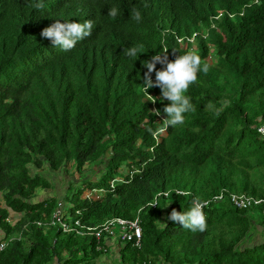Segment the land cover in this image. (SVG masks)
Returning <instances> with one entry per match:
<instances>
[{
  "label": "trees",
  "instance_id": "trees-1",
  "mask_svg": "<svg viewBox=\"0 0 264 264\" xmlns=\"http://www.w3.org/2000/svg\"><path fill=\"white\" fill-rule=\"evenodd\" d=\"M112 7L120 10L115 19ZM221 9L233 15L215 18ZM86 18L92 35L71 51L40 36L56 20ZM198 30L208 31L194 42L208 71L186 93L194 110L157 137L168 101L158 87L148 89L154 97L142 91L144 64L160 53L172 60L192 52L177 38ZM132 47L143 52L134 61L125 55ZM262 123L264 0H0V235L15 237L0 250V264H98L112 252L106 240L103 252L92 235L37 224L57 204L55 196L35 198L53 186L44 170L71 164L80 173L89 162L103 165V177L87 185L106 191L88 198L83 190L70 213L78 210L90 227L140 219V246L116 240L115 264H264V218L252 213L264 214L262 206L237 208L229 198H264ZM120 165L126 173L118 174ZM223 189V199L203 209L204 232L167 219L173 208L187 211ZM154 199L158 206L149 208ZM257 234L263 239L254 241Z\"/></svg>",
  "mask_w": 264,
  "mask_h": 264
},
{
  "label": "clouds",
  "instance_id": "clouds-1",
  "mask_svg": "<svg viewBox=\"0 0 264 264\" xmlns=\"http://www.w3.org/2000/svg\"><path fill=\"white\" fill-rule=\"evenodd\" d=\"M252 1L254 3L259 2V0H252ZM144 6L147 7L148 5L145 4ZM34 7L38 10L43 9V3H36ZM224 13H227L229 16L233 15L226 12V10L221 9L217 12L215 18H219ZM119 14H120V10L116 7H112L111 9L108 10V15L113 19H115V17L118 16ZM86 19L87 20L84 21L83 23L75 22V21L61 22L59 20H56L54 23L43 28L40 32V36L43 38L44 41H46V43L52 46V48L55 50H58L60 52L71 51L76 46L77 43L92 35L93 22L89 18ZM132 19L137 22L141 21L142 16L139 10H133ZM211 26L213 27L214 23H211ZM207 34L208 31L202 32L201 30H198L193 32L191 36L186 35L177 38V42H181L179 44H184V42L187 43L189 45L190 51L192 52H186L183 55H175L174 59L169 60L167 59V54H166L167 52H164L165 51L164 50L163 51L164 55H161V53L158 55H154L151 57L150 60H146V63L144 64L147 70L144 72L143 75L142 91L147 93L149 97H154L148 93V89L153 87H158L161 92V99H166L168 101V103L163 107V112L166 114V118L163 119L161 116V118L163 119V125L158 126V130L155 133V136L157 137H159L158 136L159 134H165V130L169 126L177 127L183 125L185 123L184 113L194 110L193 105L190 102V98L186 95V93L188 92L191 85L195 84L198 81L199 73L201 71L207 73L208 71V65L202 61L199 55L194 53L197 48L194 42L197 36H201L202 38H205ZM139 53H143L140 48L132 47L126 50L125 55H127L130 58H133L134 61ZM157 63H160L162 67L157 68L156 67ZM202 65L203 67H201ZM153 73L155 76L152 78ZM151 101L155 103L156 99H152ZM151 111L153 115L160 116V109H154L152 107ZM159 120L160 117L158 121ZM262 127L264 128V123L258 125L257 131L264 137L262 132L259 131V129ZM148 131L152 132V129H149ZM126 171H127V167L124 165V167L118 169V174L126 173ZM130 173L132 174V171ZM120 181L121 179L119 178V176L114 177L109 182L110 188L112 189L116 184V182H120ZM111 184H113V186H111ZM96 189H97L96 191L97 195H94L93 198L99 197L105 190L103 188H96ZM221 192L223 196L224 194H226L225 189H223ZM87 193H93V191L86 192L85 197ZM175 193L177 195H188L187 193H182V191L179 190H176ZM158 194L160 195L161 193ZM162 194L167 196L168 192H162ZM230 194H235V193H230ZM59 200L63 201L60 196L57 197V202ZM210 201H216V200H213V198H211L210 200H206L202 202L195 201L193 205L190 207V209L187 211H177L175 208H173L172 211L168 214L167 219L173 222H178L184 229L190 230L192 233L204 232L207 229V217L203 209L206 206V204H208ZM154 205L158 206L156 203H153L149 206V208ZM67 212H70V208L68 209ZM136 217H138V215ZM115 218H121V217H115ZM165 226L167 225L165 224ZM115 240H119V239L118 238L107 239L105 244L111 243L112 245V243ZM121 242L122 241H120L119 243ZM103 252H107V250Z\"/></svg>",
  "mask_w": 264,
  "mask_h": 264
},
{
  "label": "built area",
  "instance_id": "built-area-1",
  "mask_svg": "<svg viewBox=\"0 0 264 264\" xmlns=\"http://www.w3.org/2000/svg\"><path fill=\"white\" fill-rule=\"evenodd\" d=\"M264 135V128L259 129ZM113 186V184H111ZM166 194V193H165ZM97 195L96 192L87 193L86 197H94ZM159 195V194H158ZM222 192L219 195L213 197V200L222 199ZM231 203L237 208H247L253 205H261L264 210V198H257L247 194H230ZM156 203L154 200L152 203ZM155 206V205H154ZM153 206V207H154ZM80 215L77 210L75 215H71L70 212L64 209V202L59 200L54 207L51 215L47 221H38V225H49V226H59L62 231H74L79 235H92L97 242V250L106 251L104 244L101 243L102 240L118 238L122 242H131L133 246L139 247L141 244L142 230L140 226V220L138 217L134 219H124V218H111L98 226H85L81 223V220L76 216ZM19 238V237H16ZM15 239V237L5 238L0 235V250L4 249L6 245Z\"/></svg>",
  "mask_w": 264,
  "mask_h": 264
},
{
  "label": "rangeland",
  "instance_id": "rangeland-1",
  "mask_svg": "<svg viewBox=\"0 0 264 264\" xmlns=\"http://www.w3.org/2000/svg\"><path fill=\"white\" fill-rule=\"evenodd\" d=\"M88 164L85 165L84 171L82 170L80 173L76 172L71 164L66 165L65 169L62 168L56 172L44 170V175L50 179L53 186L48 190H38L35 198L40 200L53 195L56 196V198L60 196L64 201V209L68 211V209L72 207L73 202H75V200L83 193V190L84 193L92 191L96 192V188L90 190L88 185L99 186V179L103 177L102 172L99 171L103 165L98 164L97 162H89ZM121 167H124V165H120L119 168L121 169ZM84 183L86 184L84 185ZM252 213L256 219L264 218V214L262 213H258L257 211H252ZM259 229H261V227H259ZM262 239L263 236L261 234H257L254 237V241H260ZM114 243L117 244L118 241H115ZM117 255L116 245L111 253H108V255H101L98 264H115L114 259Z\"/></svg>",
  "mask_w": 264,
  "mask_h": 264
},
{
  "label": "crops",
  "instance_id": "crops-1",
  "mask_svg": "<svg viewBox=\"0 0 264 264\" xmlns=\"http://www.w3.org/2000/svg\"><path fill=\"white\" fill-rule=\"evenodd\" d=\"M48 197H50V196H48ZM48 197H47V198H48ZM42 199H43V198H42ZM115 241H116V240H115ZM115 241H114V242H115ZM114 242H113V244H112V248H115L116 245H117V244H115ZM117 248H118V247H117ZM113 253H115V252H113Z\"/></svg>",
  "mask_w": 264,
  "mask_h": 264
}]
</instances>
